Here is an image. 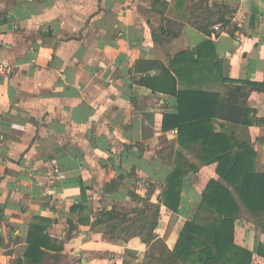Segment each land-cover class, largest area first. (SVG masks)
Returning <instances> with one entry per match:
<instances>
[{
    "label": "crops",
    "instance_id": "1",
    "mask_svg": "<svg viewBox=\"0 0 264 264\" xmlns=\"http://www.w3.org/2000/svg\"><path fill=\"white\" fill-rule=\"evenodd\" d=\"M0 60V264H31L38 225L37 264H145L132 233L155 212L173 249L220 178L200 160L204 130L181 143L164 126L181 91L217 93L221 106L186 98L183 113H217L215 132L251 146L264 173V0H0ZM178 162L198 171L175 213L163 194ZM236 199L235 242L264 264L263 227Z\"/></svg>",
    "mask_w": 264,
    "mask_h": 264
},
{
    "label": "trees",
    "instance_id": "2",
    "mask_svg": "<svg viewBox=\"0 0 264 264\" xmlns=\"http://www.w3.org/2000/svg\"><path fill=\"white\" fill-rule=\"evenodd\" d=\"M227 81V80H226ZM259 85V84H252ZM259 86L264 87V82ZM180 111L178 116H166L167 120L176 122L179 128L180 141L184 143L181 134L190 133L191 130H204L199 137L203 140V149L200 160L204 165L217 164L216 173L219 179H211L204 192L202 202L192 220L186 221L179 233L178 239L170 249L167 244L155 234L156 218L145 219L149 222L145 226L136 228L132 234L142 237L148 246L145 264H252L253 253L238 246L235 242V221L240 215V202L249 210L256 222L264 230V173L256 170L255 151L244 143H232L230 135L216 133L214 130V117L217 113L187 116L181 108L183 100H200L201 103L210 102L221 106L218 94L202 90H184L179 93ZM239 110V109H238ZM264 125V119L257 121ZM228 142V147L222 143ZM237 148V150H236ZM208 155V157H205ZM212 156L211 159H209ZM174 170L167 179L163 194L165 206L172 212H178L181 200L184 176L190 168L196 172L198 166L175 163ZM86 198L82 187V201ZM84 206L75 205L72 210H84ZM111 217L112 213L104 214ZM45 227L35 226L29 232V250L27 261L37 264L42 261L44 252L40 246L44 245L42 235ZM264 257L263 245L258 251Z\"/></svg>",
    "mask_w": 264,
    "mask_h": 264
},
{
    "label": "built area",
    "instance_id": "3",
    "mask_svg": "<svg viewBox=\"0 0 264 264\" xmlns=\"http://www.w3.org/2000/svg\"><path fill=\"white\" fill-rule=\"evenodd\" d=\"M216 30H219V27L216 26ZM5 65L4 63L0 60V74H2L5 70Z\"/></svg>",
    "mask_w": 264,
    "mask_h": 264
}]
</instances>
